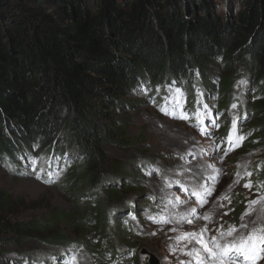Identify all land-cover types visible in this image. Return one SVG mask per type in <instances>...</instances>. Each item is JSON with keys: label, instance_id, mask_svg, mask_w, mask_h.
Masks as SVG:
<instances>
[{"label": "trees", "instance_id": "1", "mask_svg": "<svg viewBox=\"0 0 264 264\" xmlns=\"http://www.w3.org/2000/svg\"><path fill=\"white\" fill-rule=\"evenodd\" d=\"M188 2L0 0V162L18 166L30 157L31 172L43 165V177L64 173L63 187L86 207L77 220L58 212L15 220L18 201L0 188V264L9 247L21 249L35 237L65 247L70 261L83 250L97 264L115 262L112 236L127 243L130 227L104 200L135 188L121 181L119 167L112 177L102 165L107 146L125 147L127 120L116 113L139 104L130 98L140 96L138 87L157 104L173 95L192 116L215 94L224 139L264 142V0H237L224 13L209 0ZM242 80L251 85L245 94L254 120L230 135L233 121L222 112L239 102ZM249 169L263 186L264 163ZM61 223L82 243L67 240ZM21 258L16 264L51 263Z\"/></svg>", "mask_w": 264, "mask_h": 264}, {"label": "rangeland", "instance_id": "2", "mask_svg": "<svg viewBox=\"0 0 264 264\" xmlns=\"http://www.w3.org/2000/svg\"><path fill=\"white\" fill-rule=\"evenodd\" d=\"M209 1L218 12L224 13L230 6L234 10L238 7L237 0ZM241 86L242 90H235L239 102L222 112L226 119L233 121L230 135L234 134V129L241 132L243 126L251 125L254 120L245 94L251 85L242 80ZM138 90L140 96L133 93L130 98L138 100L139 104L121 115L116 113L119 120H127L125 147L107 146L102 165L112 177V171L119 167L124 174L121 181H132L135 188V191L121 188L119 197L111 202L104 200L107 209L112 212L115 209L119 217L128 220L125 224L130 227L127 243L113 234L117 259L111 264H151L152 258L157 264H196V258L188 253L200 246L178 239L183 233H201L207 228L204 240L210 243L211 238L216 237L223 245L247 236L253 229L264 228V185L248 175L249 168L264 163V142L245 145L240 141L237 145L224 139L219 129L222 116L217 111L219 97L215 94L207 96L192 116L173 95L165 104H157L150 99L148 90L141 87ZM184 115L188 118L183 119ZM222 143H227L224 151L220 149ZM28 159L29 164L23 158L18 166L0 162V188L18 201L13 208V219L45 220L52 212H58L61 217L77 220L86 214L84 204L79 208L74 194L63 187L64 173L62 176L49 173L43 177L45 166L40 165L38 171L31 172L30 157ZM246 184L250 187H245ZM201 197L206 201L203 207ZM127 206H133L134 210L131 213L123 210ZM233 228L236 231L228 236ZM58 229L67 240L82 243L76 229L63 223ZM221 232L225 233L222 237ZM41 240L44 239L32 238L21 249L9 247L1 257L7 260L6 264H16L25 256L49 260V264H97L96 257H90L83 250L79 251L82 257L70 261L65 247ZM72 251L75 254L76 247ZM249 255L257 258L245 260L234 255L235 264H264V251L259 247ZM205 264H214V261L209 258Z\"/></svg>", "mask_w": 264, "mask_h": 264}, {"label": "snow or ice", "instance_id": "3", "mask_svg": "<svg viewBox=\"0 0 264 264\" xmlns=\"http://www.w3.org/2000/svg\"><path fill=\"white\" fill-rule=\"evenodd\" d=\"M183 119H187V115H184L182 117ZM243 137L237 136L235 140H233L231 137H229V142L235 144L237 141L242 140ZM227 154V153H225ZM248 175H251L250 173ZM245 187H250L249 184H246ZM198 197L200 196L199 193H194ZM211 192H208V195H210ZM201 207H203V204L206 203L205 200L201 197ZM252 203H256L253 201ZM193 212L196 211V209H192ZM150 219H152L150 217ZM204 219H208V217H204ZM161 222L166 223V220H162ZM191 223V221H188ZM246 227V225H245ZM207 231V228L202 230L201 233H189L185 232L183 233L178 239L180 240H187L189 242H195V244H198L200 247L199 249L193 248L188 254L196 258V264H205V260L211 258L214 261V264H225L227 261V264H235L234 255L236 258H244L245 260H254L257 257L255 255H249V253H255L257 250V247L261 249V251H264V228H258L253 229L251 233H249L247 236L239 237L238 239H234L230 243L221 244L218 242V239L216 237L211 238V242L204 240L203 233ZM236 229H231L227 233L228 236H231L233 232H235ZM221 237L225 235V233H220ZM201 251L203 253V256L201 255ZM182 264H185V262H182ZM190 264V262H189Z\"/></svg>", "mask_w": 264, "mask_h": 264}, {"label": "water", "instance_id": "4", "mask_svg": "<svg viewBox=\"0 0 264 264\" xmlns=\"http://www.w3.org/2000/svg\"><path fill=\"white\" fill-rule=\"evenodd\" d=\"M151 264H157V263L155 262V259H154V258H152V262H151Z\"/></svg>", "mask_w": 264, "mask_h": 264}, {"label": "bare ground", "instance_id": "5", "mask_svg": "<svg viewBox=\"0 0 264 264\" xmlns=\"http://www.w3.org/2000/svg\"><path fill=\"white\" fill-rule=\"evenodd\" d=\"M207 214V213H206Z\"/></svg>", "mask_w": 264, "mask_h": 264}]
</instances>
